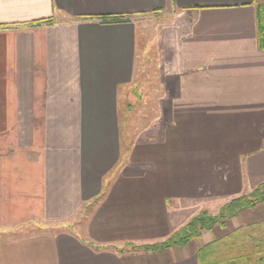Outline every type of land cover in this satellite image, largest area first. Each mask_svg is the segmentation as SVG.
Segmentation results:
<instances>
[{
    "label": "crops",
    "instance_id": "1",
    "mask_svg": "<svg viewBox=\"0 0 264 264\" xmlns=\"http://www.w3.org/2000/svg\"><path fill=\"white\" fill-rule=\"evenodd\" d=\"M165 16L156 115L130 136L140 24ZM262 183L256 0H0V264H199L264 204L146 247Z\"/></svg>",
    "mask_w": 264,
    "mask_h": 264
},
{
    "label": "trees",
    "instance_id": "2",
    "mask_svg": "<svg viewBox=\"0 0 264 264\" xmlns=\"http://www.w3.org/2000/svg\"><path fill=\"white\" fill-rule=\"evenodd\" d=\"M257 1L258 46L264 51V0ZM101 24L129 23V17H105ZM38 23L52 24L51 19ZM264 204V183L252 193L232 200L222 208L218 216L206 212L192 219L186 226L162 244L146 247L147 250H163L177 246H187L199 240L204 231H211L216 225L225 228L227 221L237 217L243 210ZM199 264H264V225L254 228H240L225 238L215 241L199 250Z\"/></svg>",
    "mask_w": 264,
    "mask_h": 264
},
{
    "label": "rangeland",
    "instance_id": "3",
    "mask_svg": "<svg viewBox=\"0 0 264 264\" xmlns=\"http://www.w3.org/2000/svg\"><path fill=\"white\" fill-rule=\"evenodd\" d=\"M171 17H145L140 27L144 33L143 42L145 47V64L141 62L139 66L140 74L134 84L133 89L141 94V100L138 101V108L131 112L129 119L130 136H135L142 126H147L155 117L154 107L158 105V97L154 96L156 90L160 89L158 81L159 68L158 62V33L163 26L170 24ZM163 32V29L162 31ZM133 103L137 100L131 97ZM205 232V231H204ZM202 237V235H201Z\"/></svg>",
    "mask_w": 264,
    "mask_h": 264
}]
</instances>
